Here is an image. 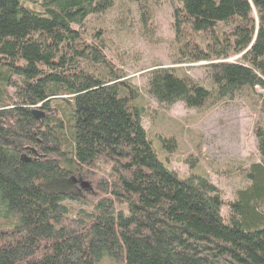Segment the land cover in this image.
Segmentation results:
<instances>
[{
	"label": "trees",
	"instance_id": "trees-1",
	"mask_svg": "<svg viewBox=\"0 0 264 264\" xmlns=\"http://www.w3.org/2000/svg\"><path fill=\"white\" fill-rule=\"evenodd\" d=\"M20 1L0 0V264H264V130L245 188L224 203L203 176L167 168L158 152L174 140L153 146L137 89L102 34L83 33L115 0H36L39 12ZM166 1L178 57L207 62L208 83L153 68L158 105L264 93V0Z\"/></svg>",
	"mask_w": 264,
	"mask_h": 264
},
{
	"label": "rangeland",
	"instance_id": "rangeland-1",
	"mask_svg": "<svg viewBox=\"0 0 264 264\" xmlns=\"http://www.w3.org/2000/svg\"><path fill=\"white\" fill-rule=\"evenodd\" d=\"M20 4L41 10L36 0H21ZM174 5L175 1L166 0H115L111 9L87 19L83 33L88 39L92 33L102 34L107 60L137 89L142 125L153 146L158 150L157 141L174 140L171 153L158 152L167 168L182 178L203 176L224 203L232 202L237 190L246 186L242 173L259 162L254 130H264V110L258 97L264 93L255 88L253 94L241 93L201 110L186 109L181 103L158 105L146 91L147 73L153 68L176 69L189 80L208 83L204 75L207 62L190 64L178 57L172 29ZM226 212L223 207L224 218Z\"/></svg>",
	"mask_w": 264,
	"mask_h": 264
},
{
	"label": "water",
	"instance_id": "water-1",
	"mask_svg": "<svg viewBox=\"0 0 264 264\" xmlns=\"http://www.w3.org/2000/svg\"><path fill=\"white\" fill-rule=\"evenodd\" d=\"M32 114L34 115V117L36 118V120L39 122V121H41L43 118H44V113L41 111V110H39L38 108H35V109H33L32 110ZM28 151L33 155V156H35L36 155V152H35V150L34 149H32V148H28ZM21 159H22V161H24V162H28V161H30V157H26L25 155H22L21 156Z\"/></svg>",
	"mask_w": 264,
	"mask_h": 264
}]
</instances>
